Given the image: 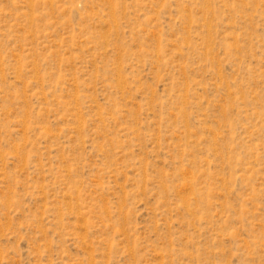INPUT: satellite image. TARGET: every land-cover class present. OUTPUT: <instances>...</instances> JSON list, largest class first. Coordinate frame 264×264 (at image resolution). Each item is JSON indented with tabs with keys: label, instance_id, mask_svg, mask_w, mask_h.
Instances as JSON below:
<instances>
[{
	"label": "rangeland",
	"instance_id": "374dc122",
	"mask_svg": "<svg viewBox=\"0 0 264 264\" xmlns=\"http://www.w3.org/2000/svg\"><path fill=\"white\" fill-rule=\"evenodd\" d=\"M0 264H264V0H0Z\"/></svg>",
	"mask_w": 264,
	"mask_h": 264
}]
</instances>
